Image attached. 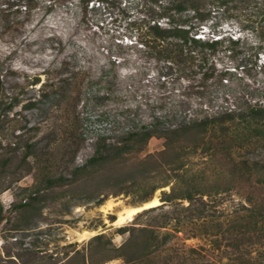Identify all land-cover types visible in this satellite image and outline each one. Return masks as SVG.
<instances>
[{"label":"rangeland","instance_id":"obj_1","mask_svg":"<svg viewBox=\"0 0 264 264\" xmlns=\"http://www.w3.org/2000/svg\"><path fill=\"white\" fill-rule=\"evenodd\" d=\"M49 1L30 17L0 6V264H127L117 258L126 244L128 254L147 255L133 264H243L250 251L251 264H264V238L247 242L240 229L252 213L264 218V176L233 180L228 164L264 166V114H248L264 110V0H202L210 17L199 34L223 42L206 51V65L184 62L165 77L167 46L135 40L149 34L164 0H91L87 9L83 0H51L57 8L45 17ZM178 17L196 22L192 12ZM204 118L205 136L174 138L191 172L206 168L203 217L184 202L114 225L119 213L143 206L140 194L98 205L100 194L163 152L164 132ZM148 130L155 136L142 152H105ZM189 142L200 147L185 150ZM97 151L103 159L90 164ZM135 226L157 239L118 231ZM101 234L102 243H90Z\"/></svg>","mask_w":264,"mask_h":264},{"label":"trees","instance_id":"obj_2","mask_svg":"<svg viewBox=\"0 0 264 264\" xmlns=\"http://www.w3.org/2000/svg\"><path fill=\"white\" fill-rule=\"evenodd\" d=\"M75 0H68L67 3ZM91 0H83L82 2L86 5L85 8L89 7ZM161 4L160 13L152 19V24L149 22L148 35L139 34L138 38H135L142 47H145L148 44H161L167 46L164 53L161 55V59L167 63L168 71L162 76H169L172 74L173 67L177 65V68L186 69L184 62L186 65L191 64L193 62H199V66L206 65V51L208 50L211 53H215L220 44H222L223 39L217 40H206L205 37H202L199 33H205L207 19L210 17V14L206 15V4L202 2V0H164ZM221 1V0H217ZM107 0H98L99 7L104 5ZM0 6L5 9L7 13L20 14L24 12L25 15L30 17L34 12L38 10L39 0H0ZM57 8V4L55 1H49V3L44 7L45 9V17L49 16L54 12ZM92 9L93 6H92ZM192 12L194 14L195 23H192L190 20H182L178 16L184 13ZM17 24H20L18 22ZM165 24V25H163ZM238 40L233 41L230 40L231 44H237ZM258 51H264V46L261 45L257 48ZM230 55H234V48H230L228 50ZM256 54V60H257ZM2 82L0 80V86ZM233 116L234 112H230ZM228 114V116H232ZM249 119L250 121L254 120L256 115L264 114L263 109H257L256 107H252L249 111ZM238 119V118H233ZM209 119L204 118L200 121L193 122L192 126H188L184 129L180 130H169L164 132V137L166 139V147L163 152H160L157 155H148L142 160H138V164L143 167L141 171H137L131 175L130 180H122L118 184L112 186L108 190H105L103 198L98 202V205H102L105 200H107L110 196H120V195H130L132 193L140 194V202L145 204L153 198L154 194L159 190H163L166 188H170V191H162V196L160 200L164 204L176 205L182 204L184 202H188L189 206L187 209L193 208V206H197L198 217L202 218L204 215V206L206 203L203 199L206 196L210 195V192L206 190V168L200 169V171L195 174L191 172V169L188 166V159L184 157H180L176 155V148L174 138L182 136L188 132H194L195 135H203L205 136L207 126L209 124ZM155 136L152 131H142V132H133L128 135V140L126 143L111 144L107 145L105 152L113 153L116 156H122L130 153L131 151L142 152L149 141ZM200 146L195 144L194 142H189L186 146H184L185 150H196ZM104 152V153H105ZM102 158L101 151H97L95 156L90 159V164H95L99 162ZM204 159V158H203ZM205 162L206 160H202ZM232 168L231 176L234 178L240 173L241 176H245L248 178L252 177L254 174L258 176H264V166H256L253 169L249 168L248 163H237L235 160L230 159L228 163ZM147 166H152L154 168L148 169ZM242 167H246L242 168ZM145 168V169H144ZM243 169L246 170L243 171ZM260 184L264 183V180H258ZM232 180H229V185H231ZM230 187L225 186L222 188V193L230 191ZM219 194V190L216 191ZM209 194V195H208ZM164 205L151 208L149 210L144 211L141 215L155 212ZM200 215V216H199ZM249 218V219H247ZM246 219L243 220L241 226V235L242 239L247 240V242H253L254 237L257 235V240H262L264 238V234H261L264 229V218L257 219L256 214H253ZM115 222L113 218L112 223ZM170 224L167 222V224ZM163 228L165 226H162ZM130 231L128 228H120L118 231L120 234L132 233V238L135 237L136 233H142L144 235H150L148 239L150 241H155L156 235L154 229H149L148 227H130ZM132 231V232H131ZM257 233V234H256ZM105 239L104 234L95 236L91 239L92 242L102 243ZM129 244V242H128ZM129 246L123 245L118 250L120 251L119 256L117 258H122L126 261L127 264L137 263L143 260L147 255H133L128 254L127 249ZM252 252H248L245 255H242L241 260H243V264H251L250 258ZM264 256V255H263ZM245 257H248L249 263L245 262ZM114 259V258H112ZM247 259V258H246Z\"/></svg>","mask_w":264,"mask_h":264},{"label":"bare ground","instance_id":"obj_3","mask_svg":"<svg viewBox=\"0 0 264 264\" xmlns=\"http://www.w3.org/2000/svg\"><path fill=\"white\" fill-rule=\"evenodd\" d=\"M159 199L157 197H155L154 199H152L151 201L147 202L146 204H143V206L145 208H155L159 205ZM141 211V208H129L124 210L123 212L119 213L118 218L116 220V222L114 223V225L116 226H122L125 223L131 222L134 217L136 216V214H138V212ZM84 236H89L88 234L84 235Z\"/></svg>","mask_w":264,"mask_h":264},{"label":"water","instance_id":"obj_4","mask_svg":"<svg viewBox=\"0 0 264 264\" xmlns=\"http://www.w3.org/2000/svg\"><path fill=\"white\" fill-rule=\"evenodd\" d=\"M162 191H164V190H162ZM159 205L157 206V207H159V206H162V205H164V203L161 201V200H159ZM146 204V203H145ZM139 208H141V211L140 212H138V214H136V216L137 215H139V214H142L144 211H146V210H149V209H151V208H145L144 206H141V207H139ZM153 208V207H152ZM133 221V220H132Z\"/></svg>","mask_w":264,"mask_h":264}]
</instances>
